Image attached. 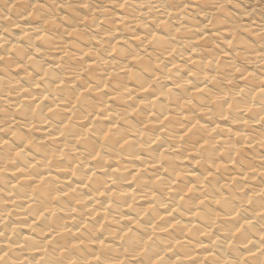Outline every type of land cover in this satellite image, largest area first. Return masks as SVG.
Instances as JSON below:
<instances>
[{"label": "clouds", "instance_id": "obj_1", "mask_svg": "<svg viewBox=\"0 0 264 264\" xmlns=\"http://www.w3.org/2000/svg\"><path fill=\"white\" fill-rule=\"evenodd\" d=\"M0 264H264V0H0Z\"/></svg>", "mask_w": 264, "mask_h": 264}]
</instances>
